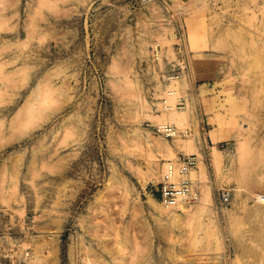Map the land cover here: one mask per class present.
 <instances>
[{"label": "rangeland", "instance_id": "1", "mask_svg": "<svg viewBox=\"0 0 264 264\" xmlns=\"http://www.w3.org/2000/svg\"><path fill=\"white\" fill-rule=\"evenodd\" d=\"M163 98L191 147L149 142L172 144L155 130ZM0 118V264H247L243 205H264L250 172L264 163V0H0ZM198 154L201 170L178 172L189 210L159 215L160 164L191 156L189 171Z\"/></svg>", "mask_w": 264, "mask_h": 264}, {"label": "bare ground", "instance_id": "2", "mask_svg": "<svg viewBox=\"0 0 264 264\" xmlns=\"http://www.w3.org/2000/svg\"><path fill=\"white\" fill-rule=\"evenodd\" d=\"M191 1H194V0H191ZM151 44L153 46V47H151L152 48V54L151 55H152L153 59L157 60V62L159 61L160 64L161 63L163 64V60L161 58L162 51L160 52V50H158L157 42L156 43L153 42ZM171 53H172V50L170 51L169 54L171 55ZM179 76H180L179 73H172V72L169 73L168 72V73L163 75V79L166 81H174L176 78H179ZM3 78L8 79L9 76L4 74ZM173 78H174V80H171ZM168 92L170 93V91H168ZM25 99L26 98H24V100ZM166 99H167V95H166ZM168 101H166L165 98H163L161 101L157 102L156 111L158 109L159 113H157L154 116V117H156L155 118L156 123H157L156 125L160 127L161 125H164L167 122H175V121L177 122L178 125H182L183 120L185 119V112L180 110V107H177L176 105L169 104ZM2 119L3 118H0V125H1ZM156 132L158 135H161L165 138H171V140H172V144L171 143L169 144L165 139H163V140H165V141H163L160 137L157 138L154 136L155 138L154 137L148 138L149 142L154 144L157 147V149L161 150L162 152H169L170 149L172 148L173 144L174 145L185 144V145H188V147H191L190 145H191V141H192L193 137H192V135L191 136L188 135L186 133V131H181V130L176 128V131L172 137H166L162 133L158 132L157 130H156ZM217 139H218V137H212V141L217 140ZM214 149L215 148H213V151H215ZM170 155H172V153ZM214 156L218 157V155H216V154ZM167 162H170L173 165V167H175L174 177H173L175 180L177 179L176 177H178V175L183 176L182 178H184V175L178 174V172H180L178 166L181 164H178V166H176V165H174L175 163H173V161L167 160V161H164L163 163L160 164V168H161L160 169V171H161L160 179H159L160 181L162 179L163 171L165 169ZM261 162H255V160H253L250 163V172L254 176L252 178L253 183L256 180V181H260L261 183L264 184V163L261 164ZM157 167H158L157 161H152L150 163L149 172L151 175H155ZM202 168H203V162L201 160V155L198 154V160H197L195 167L189 171L187 168L186 169L187 170L186 175H189L192 172L196 173L197 170H201ZM180 178L181 177H179L178 179H180ZM253 183L251 182V184H253ZM251 184H249L248 187ZM240 188H241V186H237L235 188V193L237 196L240 194ZM201 191L202 192L199 194V196H198V193H195L194 196H195L197 203H198V207H199L198 212L203 217L204 215L207 214V200L210 197V195H209L210 193H209L208 188H204ZM193 194H191V195H193ZM230 194L231 193H229V200L231 199ZM191 195L189 196V198L191 197ZM260 196H261L260 194H256V196H255L256 201L249 198L247 201L244 202V205H243L244 221H245V241L248 245V253H247L248 261H247V264H264V205L260 202ZM152 200H154V202H155L154 204H155L156 209L159 212V215H169V216L170 215L171 216L177 215L178 213L176 212V210L178 208H183L185 211L189 210V208L184 207L185 206L184 203H186V202L188 203L189 199H183V200L181 199L173 205H166V204H163L161 202L162 205L159 203L161 206L158 203H156V199H152ZM201 222H202L203 227L206 229V233L211 232V228L214 229L215 225H216L213 222V220H211V218L209 219L208 217L207 218H205V217L201 218ZM234 264H243V263L238 260V262H235Z\"/></svg>", "mask_w": 264, "mask_h": 264}, {"label": "built area", "instance_id": "3", "mask_svg": "<svg viewBox=\"0 0 264 264\" xmlns=\"http://www.w3.org/2000/svg\"><path fill=\"white\" fill-rule=\"evenodd\" d=\"M158 132L162 133L166 137H172L176 131V128L170 124H164L155 128ZM194 158L191 156L181 159V166L179 167L180 173L186 171V169L193 164ZM175 167L170 162H167L163 171L162 179L157 183L154 191L156 192L159 200L166 205H173L179 200L189 199L192 193L190 190L192 184L189 179L181 178V180H175L174 177ZM229 201V192L227 189L221 190L218 193V204L224 206Z\"/></svg>", "mask_w": 264, "mask_h": 264}]
</instances>
